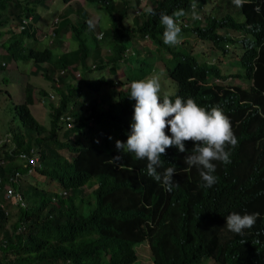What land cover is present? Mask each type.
Wrapping results in <instances>:
<instances>
[{
	"label": "trees",
	"instance_id": "trees-1",
	"mask_svg": "<svg viewBox=\"0 0 264 264\" xmlns=\"http://www.w3.org/2000/svg\"><path fill=\"white\" fill-rule=\"evenodd\" d=\"M139 1L62 0L64 13L38 27L34 7L44 8L47 0H0V70L9 61H29V73L48 81L54 92L35 90L49 100L44 127L30 112L33 87L26 84L23 101L12 106L17 125L8 126L0 144V264H131L139 243L147 245L153 264H198L204 258L264 264V0L262 13L257 3L241 9L242 24L217 0H151L128 22V10ZM89 4L109 13L108 28L95 31L89 24ZM180 10L184 15L174 19L182 41L169 47L160 14ZM240 29L249 35L242 43L233 33ZM66 31L75 48L60 40ZM42 34L58 52L35 46ZM196 38L222 54L223 42L234 43L239 54L229 60L238 70L225 74L206 51L194 54ZM150 75L167 87L160 89L161 99L192 98L208 110L219 106L230 119L238 144L230 164L214 162L213 187H203L198 169L185 163L192 141L185 142L184 153L171 147L161 156L158 172L178 170L172 178L179 187L171 192L147 174L146 159L116 149V141L126 143L131 134L130 84ZM229 76L249 84L222 85ZM60 115L69 117V127L58 121ZM28 157L37 158L34 166ZM26 175L36 180L23 184ZM233 212L259 217L237 235L226 227ZM250 252H257V260Z\"/></svg>",
	"mask_w": 264,
	"mask_h": 264
},
{
	"label": "clouds",
	"instance_id": "clouds-1",
	"mask_svg": "<svg viewBox=\"0 0 264 264\" xmlns=\"http://www.w3.org/2000/svg\"><path fill=\"white\" fill-rule=\"evenodd\" d=\"M218 5L222 0H217ZM257 3L255 10H261L263 0H229V5L248 10L250 5ZM226 13L231 15V6ZM182 10L175 11L171 16L161 13L160 24L164 28L163 43L169 47L177 46L182 41L181 28L174 19L183 16ZM243 20V17H242ZM240 21L241 24L244 21ZM91 21L89 24L91 25ZM243 29L237 31L235 37L242 43L249 38ZM209 42V41H206ZM210 43V42H209ZM225 49L230 50L232 43L223 42ZM229 52V51H228ZM195 54V53H194ZM207 57L211 58L209 55ZM212 63L213 60H211ZM233 62V67L237 69V64ZM231 64V62H229ZM225 74H228L224 72ZM231 76L225 80H220L222 85L229 84ZM240 80V79H239ZM218 83V80H212ZM244 82V81H243ZM246 86L249 84L245 82ZM128 86L127 83L122 85ZM245 86V87H246ZM161 89L160 77L150 75L149 77L133 81L130 84L129 99L135 101L134 113L132 116L131 134L127 142L117 140L115 147L118 151L130 152L137 160L147 161V174L155 181L163 183L165 190L171 192L179 187V183L173 180V174L177 173L175 166H168L161 174L157 169L163 167L161 156L166 154V149L178 148L179 152L186 151L185 142L192 141L194 147L191 154L185 158L187 167H196L202 178L203 187L211 188L218 182L216 164L220 162L224 165L231 163V149H234L238 140L232 130L230 119L224 114L219 106H213L210 110L199 106L192 98L187 100L177 96L173 102L165 95L162 99L159 95ZM264 96V92L262 93ZM251 121L257 123V117L250 113ZM168 129L171 136L166 135ZM119 161L120 156L113 158ZM259 217L258 213L238 214L231 213L226 217L227 229L237 235H243L244 230L252 229ZM251 260H257V252H250Z\"/></svg>",
	"mask_w": 264,
	"mask_h": 264
},
{
	"label": "rangeland",
	"instance_id": "rangeland-1",
	"mask_svg": "<svg viewBox=\"0 0 264 264\" xmlns=\"http://www.w3.org/2000/svg\"><path fill=\"white\" fill-rule=\"evenodd\" d=\"M151 0H140L139 5L134 9L128 10V22H130V18L135 14V11H142L145 7L149 6ZM74 5V1L72 2ZM222 7H224L225 12L228 11V6L223 2H221ZM231 6V16L237 21L242 20V15L238 12L237 7ZM85 8L90 11L94 16L92 19V23L94 30H103L108 28L110 23L112 22L109 13L103 9L102 7H95L93 5L85 6ZM35 11L38 13L37 26L43 27L45 23L51 21L52 17L58 14H63V3L62 0H47V5L44 8L40 5H35ZM98 20V22H97ZM235 35L237 32H233ZM60 40L65 44L69 43L71 48H75L77 45V41L75 38H71V34L66 31L62 32L60 35ZM144 44H149L146 40L141 41ZM35 46L37 48L47 47L52 52H58L59 50L55 47V44L48 45L47 37L45 35H39L38 41ZM230 50H227L225 54H222L218 48L211 46V43L206 41H200L198 38L192 43L191 51L193 53L206 51V53L212 58L213 62H219L221 69L226 72L233 74L235 69L231 67L230 58L234 59L233 56L237 53L239 54V49L234 43L229 47ZM229 51V52H228ZM234 53V54H233ZM31 63L28 62H11L6 63L3 69L0 70V144L2 141H5L7 137V128L11 125H17V120H12V106L16 103H21L24 97V87L26 84L33 87L32 95L34 100L32 104H29L28 107L30 109L31 114L36 119L38 123L43 125L44 127H48L49 125V106L48 99L41 97L44 101L42 102L38 94L36 93L37 89H43L47 93L53 92V88L50 83L44 80L39 75H31L29 73ZM105 70H102L100 74L105 75ZM93 75H98L97 72H93ZM229 83L239 84L241 86H246V83L239 80L238 78L231 77L228 80ZM161 89L167 88L162 87V82H160ZM36 90V91H35ZM7 92L8 95L5 93ZM54 93V92H53ZM51 102L56 100V96L50 98ZM41 101V102H40ZM72 138V137H71ZM34 177L32 175H26L22 177V183L30 184L34 182ZM48 188V187H46ZM93 200V195H92ZM134 250L136 253V260L131 264H153L151 260V256L149 255V249L145 243H139L134 246ZM147 251V252H146ZM211 259H202L198 264H213Z\"/></svg>",
	"mask_w": 264,
	"mask_h": 264
},
{
	"label": "built area",
	"instance_id": "built-area-1",
	"mask_svg": "<svg viewBox=\"0 0 264 264\" xmlns=\"http://www.w3.org/2000/svg\"><path fill=\"white\" fill-rule=\"evenodd\" d=\"M49 97L52 98V95H49ZM69 120H70L69 117H67L66 115H64V116L60 115L58 117V121L60 123H63L64 121H67V123L65 124L66 127H69V122H68ZM20 157L25 158L26 156L21 154ZM36 160H37L36 157H28L27 158V164H29V166L32 167V166H34L36 164V162H37ZM30 172H31V168L27 170V174H29ZM14 175H15V177L17 179L16 181H18L19 178L21 179V175L19 173L15 172ZM7 195H9V192L7 193ZM19 199L20 198L18 197V200Z\"/></svg>",
	"mask_w": 264,
	"mask_h": 264
},
{
	"label": "crops",
	"instance_id": "crops-1",
	"mask_svg": "<svg viewBox=\"0 0 264 264\" xmlns=\"http://www.w3.org/2000/svg\"><path fill=\"white\" fill-rule=\"evenodd\" d=\"M91 49V48H90Z\"/></svg>",
	"mask_w": 264,
	"mask_h": 264
}]
</instances>
